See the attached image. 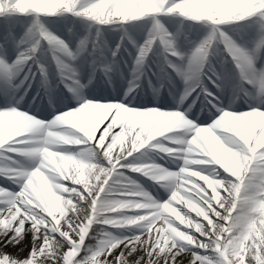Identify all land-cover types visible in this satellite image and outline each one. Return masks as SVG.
Listing matches in <instances>:
<instances>
[{
    "label": "snow or ice",
    "instance_id": "1",
    "mask_svg": "<svg viewBox=\"0 0 264 264\" xmlns=\"http://www.w3.org/2000/svg\"><path fill=\"white\" fill-rule=\"evenodd\" d=\"M0 264H264V0H0Z\"/></svg>",
    "mask_w": 264,
    "mask_h": 264
}]
</instances>
